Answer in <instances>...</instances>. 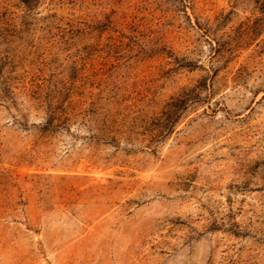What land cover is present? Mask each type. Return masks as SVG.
Masks as SVG:
<instances>
[{"label":"rangeland","instance_id":"374dc122","mask_svg":"<svg viewBox=\"0 0 264 264\" xmlns=\"http://www.w3.org/2000/svg\"><path fill=\"white\" fill-rule=\"evenodd\" d=\"M0 264H264V0H0Z\"/></svg>","mask_w":264,"mask_h":264}]
</instances>
